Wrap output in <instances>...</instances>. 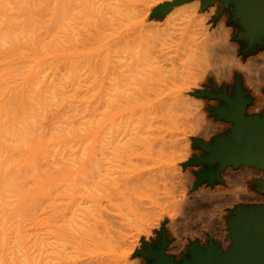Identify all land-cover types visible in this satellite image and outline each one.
<instances>
[{"label": "bare ground", "instance_id": "6f19581e", "mask_svg": "<svg viewBox=\"0 0 264 264\" xmlns=\"http://www.w3.org/2000/svg\"><path fill=\"white\" fill-rule=\"evenodd\" d=\"M163 1L169 0H0V264H136L129 258L140 237L149 236L165 214L141 213L140 204L151 191L169 194L168 175H182L178 164L188 158L189 136L208 127L199 112L202 100L188 94L199 84L200 66L196 74L178 76L172 102L160 98L163 91L153 93L155 76L178 68L165 57L175 25L182 24V37L192 38V27L210 39L209 15L198 12L199 0L174 6L165 23L147 22ZM251 65L234 60L231 68L247 70L246 84L257 91L261 74ZM179 103L196 106L200 125L189 120L185 130ZM154 131L181 136L152 138ZM134 159L146 163L144 171ZM244 166L259 169L257 179H264V169ZM258 202L264 207V199ZM115 216L129 230L117 231L118 240L110 235ZM232 239L228 228L226 246L217 249L229 250Z\"/></svg>", "mask_w": 264, "mask_h": 264}, {"label": "rangeland", "instance_id": "374dc122", "mask_svg": "<svg viewBox=\"0 0 264 264\" xmlns=\"http://www.w3.org/2000/svg\"><path fill=\"white\" fill-rule=\"evenodd\" d=\"M190 1H193V0H190ZM190 1L189 0L163 1L162 3L155 5L151 9L149 15L147 16V22H151L153 20V22H157L158 24L159 23L161 24V22L165 23V18L167 17L168 13H170V11L174 8V6L179 7L185 3H189ZM236 10L237 9H236V5L234 2H228L224 5L223 0H199L198 12L200 14H204L206 12L205 14L208 13L207 15H209V17L207 18L208 20L206 19L205 23L208 26V32L210 33L209 35L210 39H208L207 41L206 39H201L199 36H197L198 34L196 32L198 31L195 30L196 32H193L192 27L191 29L187 30L188 32L187 34H189V32L190 34L193 33V35L191 34L192 38L190 37V35L187 37H182L180 32L182 33L183 31H178V30L183 28V26L182 24H179V25L177 24L175 25L176 29L172 31L173 37H170V39L166 41L167 43H169V45L166 44L167 49L165 50V52L167 51L166 52L167 55L165 57L169 56L170 58H172V60L174 59V62L172 61L170 62H172L176 68L178 67L176 69V72L177 70H179V72L174 73L175 69L169 71L168 69L170 68V64L168 63L169 62L168 61L167 64L165 65L168 68L167 69L168 72L164 71L160 73L158 76L161 79L158 76H155L157 77V79H155L156 84L153 86V88L155 87L157 89L154 88L153 90L152 88L153 93L155 94L154 91L156 90L158 93L159 91L160 92L163 91V94L160 95L161 96L160 98L164 99L165 102L167 103L172 102V100L176 96L173 94H175L176 89L180 86L179 84L180 79L178 78V76L183 77L184 75L187 74V72L189 71L191 72V70H193V73L196 74L195 72L197 70L199 71V69L201 70L202 68V71L197 72V75H196L198 76V79H200V80L197 79L198 80L197 82L199 84H197L195 87L193 86L192 87L193 90L188 92V94L192 96L195 100H198V101L202 100L200 101L201 106L199 108L200 110L199 112H200V115L201 114L203 115V118L205 119L204 121L205 123H207L208 127H206V129L204 130V133H201V130H198L197 131L198 133L196 132L197 135L195 133L194 136L193 135L189 136V142H190L189 149L190 150L188 152V158L187 160L178 164L181 168L182 175L179 176L174 173L172 174L169 173L170 175H168L169 177L167 179L169 181V184L167 187L169 189L168 188L167 189L169 191L166 190V193H169V194H167V196L163 195L164 193L162 194L163 196L159 194L160 196L158 197V193L164 190L158 189L157 187L154 186L156 190L158 189L159 191L157 190L158 191V192L156 191L157 193L155 191L149 192V195L151 197L148 198L146 196V203L143 202L140 204L142 205V207L144 206L142 209L140 206L141 213L146 212L147 214L148 212V214L151 215V214H158L159 212L161 213V211L162 212L164 211L165 214H163L162 217L160 218L159 225L156 228L155 227L151 228L152 230L150 229L151 232L149 236L140 237L138 246L134 249L133 253L131 254L129 258V261L133 259H137L136 264H156L157 257L155 255L153 256L152 254L155 251H158L160 246L163 245V242H162L163 236L161 232L164 233V241H165L163 251L166 255L171 257V263L182 264V262L185 259L189 260L191 258L190 247H192L193 245H197L199 248L204 249L208 244V239H211L213 243L217 244V246L220 247V249H224V247L226 246L225 240L226 238H228V228H229L228 216L231 214V210H233L237 205H252V204L255 205L257 203H260L258 202L260 199H264V191L260 192L258 189L259 185L256 182H254V180L262 176V171H260L259 169L255 167H249V166L247 167L244 165L236 167V168L227 167L221 173L220 180L214 179V181L210 183L208 180L199 181V173H202V170L204 169V167H207V166H205L204 164L192 165L189 163V161L192 160L194 157H199L204 154L202 149L196 145V142H195L196 139L203 140L207 143H212L213 138L215 136L224 134L225 132L229 131V128L232 125L230 121H226L223 118H218L217 114H215L213 111L215 107H219L222 104H224V101L217 99V98L208 97L207 95L204 94V92L207 91L210 93H218V91H222V89L225 88V91L228 95H233L235 91V85L238 80L242 91L245 92V97L249 99L248 105L251 103L250 107H248V113L264 111V105L262 106L259 105L260 102H264V75H263L264 68L261 69V67H263L264 65L263 59H262L264 55L263 54L264 53V38L262 39V43L260 44L256 43L253 45L252 49L246 50L248 43L246 42L245 39L239 37V34L244 31V27H242L241 25L242 18L236 15ZM179 26H181L180 29H179ZM177 32L180 34V36L176 34ZM195 36H197L196 37L197 41L201 40L200 43L195 41L196 40ZM181 40L182 41L185 40V42H182ZM189 42H192V44L193 43L194 44L193 45L189 44ZM201 42H204V44L202 45ZM170 43L172 45L175 44L174 46L171 47L172 49L170 48V45H171ZM180 46L181 47L183 46V47L181 48ZM184 47H186L187 50L186 48L184 50L183 49ZM200 47H202V49H200ZM156 48H159V46ZM194 49L197 50L196 51L197 53L194 52ZM169 50H172V51H169ZM178 51H179V54H178ZM201 51L203 53H201ZM169 52L171 53L170 55H169ZM174 52H175V55L172 54ZM180 52L184 53V57H180ZM191 52H193L192 54L194 53L196 54L192 55L190 54ZM172 55L173 57L175 56L177 60L180 59L181 62L180 60L177 61L175 57L173 58ZM191 55L194 56V58ZM199 55H201L200 58H199ZM181 56H183V54H181ZM195 56H197L196 59H195ZM185 57L187 58L189 57V58L187 59ZM182 58L186 59L185 62H183L184 59L182 60ZM197 58L199 59L196 64L194 63V61H197ZM233 59L243 65L252 64L253 66L251 65V68L252 67L253 68L251 70L254 69L253 72L256 71L255 70L257 68L256 65L259 67L257 68L258 69L257 72H255L257 73L258 77L261 76L259 83H258L257 91L254 90L252 87L248 86V84H246L247 83L246 81L250 78L247 70L244 71V70H241L235 67L231 68V64L234 62ZM237 59L240 61H238ZM190 60H191V64L193 62V65L189 64ZM227 61L229 62L227 63ZM255 61L257 62L261 61L260 62L261 64L259 63L258 65L257 62ZM180 63L182 64V66L180 65ZM229 63H230V66L228 67L227 65H229ZM255 63L256 65H254ZM177 64L179 66H177ZM183 64L185 65V67H183L184 66ZM186 66L189 68V70ZM196 66H200V68L196 70ZM183 68H186L187 70L184 69L183 71ZM229 68H231L230 69L231 71H229ZM180 69L182 72L180 71ZM218 69H220L219 72H218ZM222 69L224 70L222 71ZM171 71H172V74H170ZM167 73H169L170 76L172 75L173 80H172V77H170V79L166 78V77H169V76H166ZM178 73H180V75H178ZM198 73L200 74V76ZM163 74H165V78H163L164 77ZM173 74H176V75L173 76ZM158 78L160 79L159 81H158ZM162 78L165 80H162ZM167 79L169 81L170 80L172 81L169 82ZM178 81H179L178 83L179 86L176 83ZM164 82L166 83V85L164 84ZM157 85L158 87H156ZM159 86L162 87L163 89L161 88L162 90H160ZM199 86H201V88ZM171 90H175V91H171ZM256 104H258L259 106ZM191 105H194V104H188V106L186 105L187 108L185 104L183 105V103H179L178 105V107L181 108V110H183V111L180 110V112H183L184 117H182L183 118L182 121L184 123V128H186L185 130L188 129L187 125H189L190 122H191L190 124L194 123L195 125H200V119L196 115L197 112H195L196 109H193V107L196 108V106L195 105L191 106ZM184 110L186 111V113ZM188 111L189 113L190 112L191 113L189 114ZM207 121H209V123ZM185 122H186V126H185ZM210 125L211 127H209ZM173 132H174L173 133L174 135L170 133L167 134V132L165 131L163 133L160 132L159 134L156 131H154L152 133L153 137H152V134H150V137L152 138H154L155 136L161 137L165 134L166 136L165 135H164L165 137L163 136L164 139L167 138L168 140L169 139L175 140L181 136L179 132H175V131ZM155 147L158 148V146L155 145L154 149H156ZM134 160L135 161L134 162L132 161V163L135 164L138 161V163H136L135 165H138L140 169H143L144 166L146 165V163H142L141 161L139 162V159H134ZM123 161L124 162L122 163L123 164L122 166H124L125 162L128 160L125 159ZM126 169H129V168L126 167ZM155 171L156 170H152L153 174L155 173ZM146 172L147 171H145V173ZM180 182L183 184H181ZM234 188H236V190ZM237 189H239L238 190L239 192L237 191ZM231 190L233 191V193ZM245 191H247L246 193H248L249 195L243 194L244 195L243 196L241 192H245ZM209 193H215V197H211L209 200V195H206ZM238 193L240 195V199H239ZM217 194H219L220 196L217 197L218 196ZM235 196L237 199L234 198ZM243 197L244 198L246 197L247 199L246 198L244 199ZM212 198H215L216 200L215 199L212 200ZM152 199L156 201L152 203L151 202ZM159 204H161L163 207L161 205L159 206ZM154 205H157L156 211L154 210L156 208L154 207ZM165 209H170L168 211L169 212L171 211V213L174 215L172 219L175 221H173L170 218V216L167 215L166 213L167 210ZM114 218H115L113 219L114 223H113V220L111 223L112 231L110 235H112V237L115 240L116 238L118 240L119 239L118 237L120 236V233L118 232L127 233L129 230L127 229L128 226L123 224L124 223L123 219L121 218L119 219L116 216ZM173 222H176L175 223L176 227L174 226ZM168 223L170 225L172 223V225L170 226ZM115 231L116 232L118 231V232L114 234ZM221 244L223 245V248Z\"/></svg>", "mask_w": 264, "mask_h": 264}, {"label": "water", "instance_id": "95a60500", "mask_svg": "<svg viewBox=\"0 0 264 264\" xmlns=\"http://www.w3.org/2000/svg\"><path fill=\"white\" fill-rule=\"evenodd\" d=\"M236 4V15L242 18L244 31L239 37L248 43L246 50L262 43L264 38V0H223ZM205 95L224 101L213 109L218 118L232 123L229 131L217 135L212 143L196 139V145L204 152L189 161L192 165L204 164L208 170L199 173V181L210 183L220 180V172L227 166L234 168L240 165H255L264 169V114L246 116L245 108L249 99L245 97L239 81L235 85L233 95H228L225 88L218 93L204 92ZM217 164V167L213 166ZM264 189V179H257ZM230 236L233 238L231 248L225 252L217 249V244L208 239L204 249L197 245L190 247L191 258L182 264H264V207L249 205L236 206L228 218ZM163 245L152 255L157 257L156 264L171 263V257L163 251L165 241L161 232Z\"/></svg>", "mask_w": 264, "mask_h": 264}, {"label": "crops", "instance_id": "0c3cea01", "mask_svg": "<svg viewBox=\"0 0 264 264\" xmlns=\"http://www.w3.org/2000/svg\"><path fill=\"white\" fill-rule=\"evenodd\" d=\"M250 104H251V103H250ZM250 104H249V105H248V104L246 105V108H245V111H246V112H248V107H250ZM246 112H245V115H246V116H253V115L261 116V115L264 114V111H261V112H253V113H246ZM227 132H228V131H227ZM227 132H225V133H227ZM223 133H224V132H223ZM202 151H203V150H202ZM213 167L216 168V167H217V164L214 165ZM228 167H229V166H228ZM230 167H232V166H230ZM226 168H227V167H226ZM226 168H225V169H226ZM225 169H224V170H225ZM204 170H208V167H204V169H203L202 171H204ZM224 170H223V171H224ZM223 171H222V172H223ZM222 172H220V176H221V173H222Z\"/></svg>", "mask_w": 264, "mask_h": 264}]
</instances>
